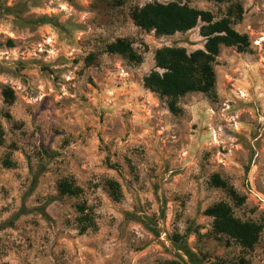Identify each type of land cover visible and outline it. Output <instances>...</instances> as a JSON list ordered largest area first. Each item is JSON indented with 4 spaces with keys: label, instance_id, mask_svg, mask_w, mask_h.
<instances>
[{
    "label": "rangeland",
    "instance_id": "1",
    "mask_svg": "<svg viewBox=\"0 0 264 264\" xmlns=\"http://www.w3.org/2000/svg\"><path fill=\"white\" fill-rule=\"evenodd\" d=\"M170 2L216 20L244 4L232 27L250 40L221 47L214 96L188 93L176 115L143 81L156 50L203 49L200 24L136 27L131 12L156 0H0V264H189L181 244L199 264H264V0ZM117 39L138 60L107 52ZM63 178L82 193L59 195ZM218 203L260 227L251 249L212 233Z\"/></svg>",
    "mask_w": 264,
    "mask_h": 264
},
{
    "label": "trees",
    "instance_id": "2",
    "mask_svg": "<svg viewBox=\"0 0 264 264\" xmlns=\"http://www.w3.org/2000/svg\"><path fill=\"white\" fill-rule=\"evenodd\" d=\"M233 8L236 13L235 18H232V8H228L225 16L218 20L209 11L191 8L181 2L146 4L131 12V19L136 27L144 31H153L156 36L185 33L200 24L199 35L204 39L203 49L187 53L181 47L160 48L154 54L157 70L151 71L144 78V88L167 98V107L170 113L176 115L181 112L177 107V99L188 93L214 96L213 64L221 47H234L237 52H245L249 48L248 35L241 34L232 27L234 23L242 20L243 7L240 4H235ZM38 21L47 23L48 19L40 18ZM107 52L119 54L131 61L138 60L130 44L124 39H117L108 45ZM3 96L10 102L12 99L11 90L4 89ZM212 181L215 186L226 189L232 199H237L233 188L221 181L218 176H213ZM106 185L111 193L116 195L119 189L118 184L109 180ZM56 189L61 196L77 197L82 193V189L71 178L59 180ZM75 209L78 215L76 221L79 225V232L83 233L92 228L94 224L91 216L85 213V205L78 204ZM205 213L212 219L211 229L215 236H224L234 240L244 249H251L257 242L260 227L236 219L227 204H215L209 207ZM177 250L182 252L189 264H199L197 256L187 248L186 244L179 245Z\"/></svg>",
    "mask_w": 264,
    "mask_h": 264
},
{
    "label": "built area",
    "instance_id": "3",
    "mask_svg": "<svg viewBox=\"0 0 264 264\" xmlns=\"http://www.w3.org/2000/svg\"><path fill=\"white\" fill-rule=\"evenodd\" d=\"M156 2L160 4H167L168 0H156Z\"/></svg>",
    "mask_w": 264,
    "mask_h": 264
},
{
    "label": "crops",
    "instance_id": "4",
    "mask_svg": "<svg viewBox=\"0 0 264 264\" xmlns=\"http://www.w3.org/2000/svg\"><path fill=\"white\" fill-rule=\"evenodd\" d=\"M242 7L245 9L246 6L243 4ZM239 26H240V25H239ZM241 29H242V28H241ZM241 31H242V33L247 34V32H246L245 30L242 29ZM237 32H238V31H237ZM249 41H250V40H249Z\"/></svg>",
    "mask_w": 264,
    "mask_h": 264
}]
</instances>
